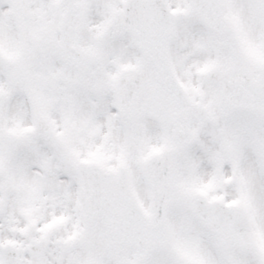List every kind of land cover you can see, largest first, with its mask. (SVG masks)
<instances>
[{
    "label": "snow or ice",
    "instance_id": "snow-or-ice-1",
    "mask_svg": "<svg viewBox=\"0 0 264 264\" xmlns=\"http://www.w3.org/2000/svg\"><path fill=\"white\" fill-rule=\"evenodd\" d=\"M0 264H264V0H0Z\"/></svg>",
    "mask_w": 264,
    "mask_h": 264
}]
</instances>
